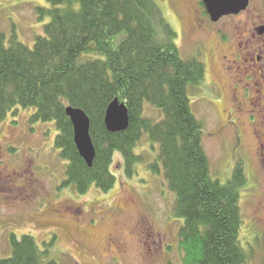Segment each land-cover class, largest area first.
<instances>
[{
	"label": "trees",
	"instance_id": "16d2710c",
	"mask_svg": "<svg viewBox=\"0 0 264 264\" xmlns=\"http://www.w3.org/2000/svg\"><path fill=\"white\" fill-rule=\"evenodd\" d=\"M45 2L35 12L48 21L32 48L15 36L7 42L0 31V126L20 109L30 110V125L53 124L54 148L66 162L59 188L71 186L79 195L92 185L102 193L114 187L115 155L127 177L149 158L148 170L173 195L172 218L181 220V264H249L240 243L244 170L238 163L225 184L211 178L203 127L190 107V92L206 80L203 61L180 57L154 0ZM115 99L127 108L128 127L111 133L104 115ZM145 105L158 118L144 116ZM66 108L89 119L91 167L76 150ZM144 147L152 149L147 156ZM9 248L0 264H56L28 235L11 234Z\"/></svg>",
	"mask_w": 264,
	"mask_h": 264
},
{
	"label": "rangeland",
	"instance_id": "374dc122",
	"mask_svg": "<svg viewBox=\"0 0 264 264\" xmlns=\"http://www.w3.org/2000/svg\"><path fill=\"white\" fill-rule=\"evenodd\" d=\"M154 1L175 33L180 57L197 56L205 64L206 80L189 97L203 127L210 176L225 184L235 166H242L240 243L249 264H264V121L256 116L255 101L236 89L250 81L231 64L238 45L250 39L249 30L258 26V18L264 20V0H250L245 11L215 23L207 14L205 21L199 0ZM40 8H47L45 0H0V31L6 41L15 36L32 48L48 21L38 20ZM30 114L20 109L0 126V176L7 177L0 183V258L11 255L13 234L32 237L56 264H181V220L172 218L173 195L162 186V177L148 170L149 158L127 177L115 155L111 172L116 182L107 193L93 185L83 195L71 186L60 189L66 162L54 148V126L30 125ZM144 116L158 118L147 105ZM150 150L144 147L142 154ZM140 151L138 147L135 153ZM65 206L78 210L77 216L64 214ZM49 231L57 234L56 241ZM111 239L119 249L109 247Z\"/></svg>",
	"mask_w": 264,
	"mask_h": 264
},
{
	"label": "water",
	"instance_id": "95a60500",
	"mask_svg": "<svg viewBox=\"0 0 264 264\" xmlns=\"http://www.w3.org/2000/svg\"><path fill=\"white\" fill-rule=\"evenodd\" d=\"M250 0H201L210 22L215 23L222 17L238 15L246 10ZM65 114L73 128V142L80 158L87 167L92 166L95 151L89 136V119L84 112L66 108ZM104 125L108 132L116 133L127 129L128 112L124 104L117 99L107 107L104 115Z\"/></svg>",
	"mask_w": 264,
	"mask_h": 264
},
{
	"label": "flooded vegetation",
	"instance_id": "af4514ba",
	"mask_svg": "<svg viewBox=\"0 0 264 264\" xmlns=\"http://www.w3.org/2000/svg\"><path fill=\"white\" fill-rule=\"evenodd\" d=\"M201 12L204 18V11ZM249 31L250 39H248L247 42L244 41L243 44L240 43L234 55V57L238 60V63H236L237 60L235 59L231 62V64H237V67L235 68L236 70L241 71L242 77L240 78L245 81L248 80V82L250 81L247 85L243 84L242 86H237L236 89L240 88V90L243 91V96L247 100L250 101L253 99L255 101V104L253 103V107H255L256 116L264 121V20H262V17L258 18V26H253V28ZM244 33H247V28L244 30ZM237 39H242V37L238 36ZM242 46H245V51L241 48ZM226 57L227 56H223L222 60L227 64L228 61ZM227 67H229L228 64L226 66V70ZM261 123L264 125V122ZM261 149L264 154V146H262ZM5 177L6 176H0V183L4 181L2 179ZM61 210L66 215L77 216L78 214V210L69 206H65ZM50 232L52 233V241H56L58 237L57 234L52 231H49L48 234ZM109 244H111L109 247L112 246L119 249V247L112 242V239L109 240Z\"/></svg>",
	"mask_w": 264,
	"mask_h": 264
}]
</instances>
